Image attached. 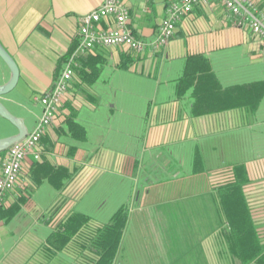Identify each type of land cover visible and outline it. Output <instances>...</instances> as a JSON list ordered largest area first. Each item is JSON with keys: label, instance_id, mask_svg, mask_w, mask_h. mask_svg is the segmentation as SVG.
Segmentation results:
<instances>
[{"label": "crops", "instance_id": "obj_1", "mask_svg": "<svg viewBox=\"0 0 264 264\" xmlns=\"http://www.w3.org/2000/svg\"><path fill=\"white\" fill-rule=\"evenodd\" d=\"M124 1L134 35L151 41L174 0ZM255 1L264 10V0ZM103 2L0 0V44L20 75L0 100L24 111L29 102L40 106L32 119L16 114L28 131L42 112L36 95L54 85L79 40L81 18ZM102 24L110 27L114 17ZM176 27L160 51L98 46L78 58L70 91L41 138L39 160L26 157L0 208V264H90L77 243L53 255L45 241L75 211L91 216V224L107 222L93 213L111 197L130 213L114 264H243L215 196L234 178L235 165L246 174L244 195L264 245V94L255 112L242 106L196 115L193 88L181 96L177 84L186 58L198 54L210 60L223 89L263 83L264 43L233 25L218 0L196 4ZM10 78L0 57V84ZM72 118L86 139L70 130ZM6 120L0 116V139L17 133ZM115 130L127 138L107 143ZM7 150L0 151V171Z\"/></svg>", "mask_w": 264, "mask_h": 264}, {"label": "trees", "instance_id": "obj_2", "mask_svg": "<svg viewBox=\"0 0 264 264\" xmlns=\"http://www.w3.org/2000/svg\"><path fill=\"white\" fill-rule=\"evenodd\" d=\"M177 84L178 95L181 96L193 88L191 95L195 98L193 112L196 115L242 106L255 112L264 94V82L223 89L211 68L210 60L203 54L190 55L186 58L184 72ZM261 84L262 88L257 90L256 85ZM199 106H203V109L200 110ZM69 124L76 137L86 139V129L80 123L72 118ZM234 167V178L217 187L215 196L231 225L235 252L242 259V263L247 264L255 260V264H264V245L257 237L256 226L244 195L246 174L241 172L239 165ZM129 215V205L123 204L107 222L94 225L90 223L91 216L75 211L56 224L45 241V251L47 254L49 252L56 255L62 252L68 243L74 242L80 249L79 256L83 251L88 252L90 264H114ZM83 227L88 230L82 232Z\"/></svg>", "mask_w": 264, "mask_h": 264}, {"label": "built area", "instance_id": "obj_3", "mask_svg": "<svg viewBox=\"0 0 264 264\" xmlns=\"http://www.w3.org/2000/svg\"><path fill=\"white\" fill-rule=\"evenodd\" d=\"M96 9L81 18L79 40L74 50L67 57L63 69L50 90L36 95L35 99L42 105L35 126L21 140L12 143L3 159L0 171V208H4L6 195L14 190L20 176L24 161L28 155L39 160L40 141L45 130L57 118L58 111L64 103L71 86L78 58L98 46H124L132 51L142 53L162 50L176 32V24L184 15L191 13L193 7L209 0H174L167 9V16L158 25L157 34L151 41L138 39L129 27L130 11L124 0H103ZM229 13L232 24L248 28L251 34L264 43V10L255 0H218ZM111 16L114 24L104 27Z\"/></svg>", "mask_w": 264, "mask_h": 264}, {"label": "water", "instance_id": "obj_4", "mask_svg": "<svg viewBox=\"0 0 264 264\" xmlns=\"http://www.w3.org/2000/svg\"><path fill=\"white\" fill-rule=\"evenodd\" d=\"M0 57L7 64L11 72V78L8 82L0 84V97L9 94L14 90L17 85L20 75L19 66L14 58L9 54V52L2 47L0 44ZM0 116L7 119L17 130L16 135H10L2 137L0 139V151L8 149L10 145L17 140H21L28 134V128L26 126L25 120L19 116H16L10 112L6 104L0 100Z\"/></svg>", "mask_w": 264, "mask_h": 264}, {"label": "rangeland", "instance_id": "obj_5", "mask_svg": "<svg viewBox=\"0 0 264 264\" xmlns=\"http://www.w3.org/2000/svg\"><path fill=\"white\" fill-rule=\"evenodd\" d=\"M11 93H13V92H11ZM11 93H9L7 95H11ZM17 95L19 96V94H17ZM29 103H30L29 104V110H25V111L22 110V107H20V105L18 106L16 104L15 106H13L9 102H6L5 104L12 114L16 115V114H20L21 112H23V113H25L26 117H28V119L29 118L32 119L35 117L36 114L40 113L41 108L39 105H36L34 103H31V102H29ZM6 121H8V120H6ZM8 123H10V122L9 121L5 122L4 126L9 127ZM116 136H120V137L122 136L123 138H127V135H123L120 132H117L115 130L111 134H107V140H106L107 143L110 139L115 138ZM129 139L133 140L134 137L130 136ZM120 204H122V201H120V199H115L114 197L113 198L111 197L110 199H108V201L102 207V209H99V210L94 209L96 211V213H93L94 217L97 218L98 220L102 221V222L108 221L110 219V217L113 215L114 211H116V209H118Z\"/></svg>", "mask_w": 264, "mask_h": 264}]
</instances>
